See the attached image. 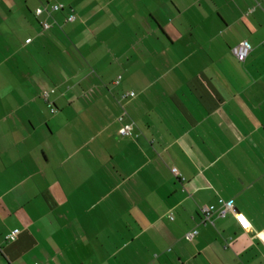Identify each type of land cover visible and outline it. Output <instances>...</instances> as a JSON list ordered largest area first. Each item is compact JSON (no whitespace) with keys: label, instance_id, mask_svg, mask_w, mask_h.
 Masks as SVG:
<instances>
[{"label":"crops","instance_id":"obj_1","mask_svg":"<svg viewBox=\"0 0 264 264\" xmlns=\"http://www.w3.org/2000/svg\"><path fill=\"white\" fill-rule=\"evenodd\" d=\"M0 264H264V0H0Z\"/></svg>","mask_w":264,"mask_h":264},{"label":"built area","instance_id":"obj_2","mask_svg":"<svg viewBox=\"0 0 264 264\" xmlns=\"http://www.w3.org/2000/svg\"><path fill=\"white\" fill-rule=\"evenodd\" d=\"M63 7H64L63 5H59L58 4V5L52 6L51 9H48V8L38 9L36 11V16L37 17H41L44 13L51 14L54 11H59V10L63 9ZM74 19H75V16H70L69 17L70 21H73ZM41 25H42V27L45 30H48V29H50L52 27V24H50L47 21H41ZM30 41H31V39L28 40V42H30ZM232 52H233L234 56L237 58L238 61L245 62L246 59L248 58L250 52H251V46H250V44L247 41H243L240 44H238L237 46H235L232 49ZM50 93H51L50 91H46V92L43 93V99L47 103H50L49 102ZM135 95L136 94L134 92L130 93L131 97H134ZM50 111H51L52 114H55L57 112V109L54 106H51L50 107ZM121 132H122V134H124L126 136H133L134 135L133 125L124 126V128L122 129ZM172 172L174 173V175H176L178 177L180 176V174H179L177 169H173ZM230 209L234 211L236 219H237L238 223L240 224L241 228L244 229V230L249 229L250 228L249 220L246 218V216L244 214L237 213L230 202L225 204L224 207H222V208L221 207H217V206L205 207L203 209L204 218H205L206 221H210L212 216L215 213H218V215L221 216V217H225L227 211L230 210ZM240 217H243L244 220L242 221L240 219ZM17 233H18V231L12 232L9 236H7V239L8 240L15 239Z\"/></svg>","mask_w":264,"mask_h":264},{"label":"snow or ice","instance_id":"obj_3","mask_svg":"<svg viewBox=\"0 0 264 264\" xmlns=\"http://www.w3.org/2000/svg\"><path fill=\"white\" fill-rule=\"evenodd\" d=\"M240 219L243 221L244 220V218L243 217H240Z\"/></svg>","mask_w":264,"mask_h":264}]
</instances>
